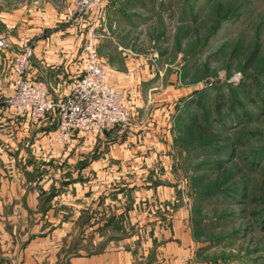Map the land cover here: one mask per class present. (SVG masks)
I'll return each instance as SVG.
<instances>
[{
	"label": "crops",
	"instance_id": "obj_1",
	"mask_svg": "<svg viewBox=\"0 0 264 264\" xmlns=\"http://www.w3.org/2000/svg\"><path fill=\"white\" fill-rule=\"evenodd\" d=\"M74 3L0 2V38L11 46L0 56V264H202L192 259L198 248L192 243L186 206L174 209V198L181 196L186 182L178 167L181 159L175 160L170 152L175 143L173 106L153 115L139 109L126 128L117 130L123 132L121 142L107 149V132L100 139L74 134L69 143L59 145L54 138L59 126L56 114L55 127L47 120L34 125L6 103L16 81L6 72L7 65L10 70L15 57L29 46L34 54L28 78L47 84L49 93L63 91L60 96L53 93L55 99L67 95L83 73V49L89 39L94 40L109 71L108 82L115 88L140 85L141 77L154 69V62L149 63L139 49L140 33L155 21L152 0H107L98 19L73 16ZM95 139L100 140L98 160L79 171L87 180H75L73 166L57 167L64 157L66 165L74 164ZM150 139L157 143L153 152L162 145L170 150L168 156L153 161L130 157L143 155ZM36 156L44 159L43 168L35 165ZM81 192L88 204L105 211L103 216L116 217L112 232L119 225V238L99 255H80L73 247L72 241L79 237Z\"/></svg>",
	"mask_w": 264,
	"mask_h": 264
},
{
	"label": "rangeland",
	"instance_id": "obj_2",
	"mask_svg": "<svg viewBox=\"0 0 264 264\" xmlns=\"http://www.w3.org/2000/svg\"><path fill=\"white\" fill-rule=\"evenodd\" d=\"M152 4L155 21L140 33L139 49L154 69L141 77L140 85L117 89L138 112L153 115L173 106L175 143L171 151L161 145L153 152L157 143L150 139L143 155L130 157L153 161L170 151L181 159L186 184L174 198V209L183 204L190 216L192 243L198 248L194 263L264 264V0ZM13 65L6 72L14 76ZM62 92L50 94L55 99ZM54 117L46 121L51 127ZM121 128L126 126L105 131V148L121 142ZM88 136L104 138L100 132L84 139ZM99 141L91 140L74 164L66 165L64 157L57 167L73 166L75 180H87L80 169L98 160ZM35 158L37 168H43L44 159ZM85 195L78 193L79 237L72 243L77 254L99 255L119 238V225L112 232L116 217L103 216L105 211L89 205Z\"/></svg>",
	"mask_w": 264,
	"mask_h": 264
},
{
	"label": "built area",
	"instance_id": "obj_3",
	"mask_svg": "<svg viewBox=\"0 0 264 264\" xmlns=\"http://www.w3.org/2000/svg\"><path fill=\"white\" fill-rule=\"evenodd\" d=\"M107 0H75L73 16L85 14L101 18ZM7 39L0 38L1 52L8 49ZM85 67L74 80L67 95L55 100L47 84L28 78L27 72L34 49L29 46L14 59L13 74L16 78L13 95L6 103L14 113L26 116L30 123H44L49 115L58 116L54 132L56 143H69L74 134L103 133L115 126H127L138 113V108L126 103L122 91L109 84V71L99 58L97 46L89 39L84 46Z\"/></svg>",
	"mask_w": 264,
	"mask_h": 264
},
{
	"label": "trees",
	"instance_id": "obj_4",
	"mask_svg": "<svg viewBox=\"0 0 264 264\" xmlns=\"http://www.w3.org/2000/svg\"><path fill=\"white\" fill-rule=\"evenodd\" d=\"M213 34H215V33H213Z\"/></svg>",
	"mask_w": 264,
	"mask_h": 264
}]
</instances>
